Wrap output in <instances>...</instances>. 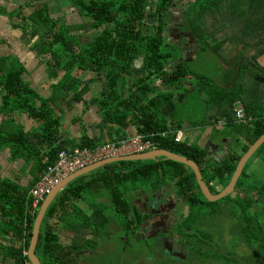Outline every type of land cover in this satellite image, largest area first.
I'll list each match as a JSON object with an SVG mask.
<instances>
[{
	"label": "trees",
	"instance_id": "16d2710c",
	"mask_svg": "<svg viewBox=\"0 0 264 264\" xmlns=\"http://www.w3.org/2000/svg\"><path fill=\"white\" fill-rule=\"evenodd\" d=\"M184 1L41 0L39 10L31 16H23L26 7L23 4L20 15L24 17L27 25L18 22L12 23V27L27 28L26 30L33 28L35 32L32 48L40 57L48 60L45 64L66 72L61 81L53 86L57 94L73 93L77 89L81 91L76 93L75 99L85 100L95 80L85 81L82 78L80 80L75 74L78 69L92 72L98 78L103 77L106 92L101 94L100 100L95 99L93 103L100 105L105 123L123 128L134 125L139 129V133L154 140L156 144L161 142L162 145L158 146L160 149H166L195 161L211 192L216 194L230 183L241 157L264 135V82H261L264 78V65L259 62L264 56V0H195L193 3H187L189 4L187 8L183 7ZM52 5L56 9L51 10ZM60 10H64L62 15L58 13ZM16 12H8L6 15L13 20L16 19L13 17L17 15ZM73 13L78 15L80 20L84 18L85 21L79 23H70L66 19L64 21L66 16ZM88 31L95 32V35L92 36L87 33ZM193 44L195 45L192 46ZM192 47H199V50L215 54L223 65L229 68V70L223 69L221 76L224 77L221 83L216 82L206 73L196 72L197 74L194 75L195 84L200 89L199 95L202 96L203 93L209 96L206 101L207 110L211 111L213 108L205 121H198L195 124H202L204 128L212 127L217 134L220 131L215 129L216 125L223 120L227 132L223 136L228 137L234 145L239 143L241 147L240 150L235 149V151L228 148V152L225 153L222 143L219 155H216V147L212 146L214 152L210 153L212 156L220 157L225 153L219 165L211 162L214 161L212 156L199 144L198 139L191 142L188 135L183 142H177L174 132L176 127L174 126L172 130L173 126L170 127L168 117L162 115L161 118V108L173 102L176 91L188 90L185 83H190L192 70H189V66L192 62L188 53L192 51ZM139 60L144 62L142 70L147 73V77L140 82L136 81L133 91H136L134 88L138 85L148 86V79L153 82L161 78L163 86L169 93L162 91L166 98L164 103L155 105L154 102L157 101L153 99L148 107L149 113L148 109L142 110L137 116L138 121H135L136 116L132 115L133 109L140 111L138 104L132 103L131 100L136 94L126 99L122 88L128 85V76L132 75L135 63ZM8 62H11L9 69L6 68ZM26 73L27 69L19 58L0 56V90L5 93L1 96L4 103L3 113L5 116H12L16 111H31L42 120L47 117L46 112L36 111L38 95L27 84ZM171 88L176 89L175 95L172 94ZM57 94L51 100L41 98L42 110H47L48 103L57 101ZM239 106L245 107L247 115L252 118L248 123L237 124L235 108ZM152 108H155V111ZM163 113L167 114L164 111ZM177 124L179 128L183 127L182 122ZM49 126L50 137L55 139V142L51 141L50 144L56 147L59 131L53 128L55 124ZM215 133L212 132L213 135H216ZM84 142L83 145H78L79 148L67 151L75 152L77 149H94L100 146L91 139H84ZM5 145L6 143L0 138V150ZM65 149V146L60 145L52 150L51 155L49 153V163L42 177L47 173L48 165L53 166L59 154ZM255 157H264V144L246 164L234 192L217 201H209L206 198L192 169L165 157L160 160L122 161L109 164L90 173L89 179L84 176L81 182L77 179L73 180L62 193L58 194L48 209L44 221L61 205H65L67 198L77 203V200L86 194H89L88 199L93 207L100 208L96 209L87 223L90 224L96 218L112 220L102 211L101 206L106 203L95 200L99 195L105 196L108 193L114 200L117 211L124 214L127 219L126 225L140 228L147 214L141 208L139 199L144 193L150 197L161 192L162 197L159 199L166 198L168 200L165 201L171 204L172 200L179 198V203H175L176 207H185L184 204L189 207V214L183 216L179 226L177 225V230L181 233L184 244L193 240L187 254L194 253L198 248L196 252L200 256L197 259L199 263L202 261V264H209L214 261L216 264H243V262L254 264L252 258L258 256L255 264H264V200H262L264 171L252 170L251 166L257 159L253 160ZM216 185L222 188H217ZM6 186L8 184L0 179V192H5ZM27 197L28 195L21 201L12 195H1L0 200L5 205L0 207V211H7L5 206L12 207L11 203L16 202L19 207L21 206L19 210L22 212V208L32 206V200ZM149 202L145 203V208H148ZM4 207L5 209L1 210ZM38 213L39 211L27 217L29 215L23 212L24 226L19 230L20 238L28 226L30 229L34 228ZM180 213L184 214L183 211ZM228 213L229 226L222 230L219 227L224 225L217 224V220L224 218ZM63 214L64 217L67 216ZM72 217L76 218L78 215ZM167 223L169 226L170 222ZM213 230H216L217 237ZM95 231L98 229L95 228ZM3 232L4 229L0 228V234L3 235ZM127 233L135 240L144 237L139 231L130 230ZM32 235L33 233L29 237ZM227 235L229 242L225 243ZM165 236L170 237L168 232ZM48 238L47 234L45 237L42 233L37 247V253L43 264H64V257H56L55 253L58 249L49 246ZM26 239L24 238L26 244L22 247L10 245L9 251L3 248L7 251L5 255L15 260L17 264L31 263L25 253L31 238ZM167 240L164 242L169 245V251L173 249L176 255L179 248H174L172 238ZM230 243L235 249L234 252H238L243 245L249 247V251L246 253L242 247L240 250L243 252H238L237 255L239 260L234 261L232 259L235 258L234 256L226 257L220 251L221 244L229 247ZM97 244L92 242L91 245L86 244L83 247L74 244L73 250L88 251ZM122 250L126 251L125 246ZM187 254L184 256L179 253L177 256L183 259ZM74 259L78 264L79 259L77 257ZM221 259L227 261L222 262ZM140 261L147 264L150 262L149 256L147 254L143 257L137 256V259L128 264H139Z\"/></svg>",
	"mask_w": 264,
	"mask_h": 264
},
{
	"label": "crops",
	"instance_id": "0c3cea01",
	"mask_svg": "<svg viewBox=\"0 0 264 264\" xmlns=\"http://www.w3.org/2000/svg\"><path fill=\"white\" fill-rule=\"evenodd\" d=\"M16 1L17 2L13 0H0V8L5 6V10H8L3 14L0 13V56L19 58V60L25 65L27 69V73L25 76L27 84L30 88H33L38 95V109L36 111L46 112L45 115H47V117H44L42 120H40L39 117L34 115V112L16 111L14 114H12V116L10 115L11 119H9L10 116H5V114L3 113L4 103L1 96H3L5 93L0 90V138L6 143V145L3 146V148L0 150V179L8 184V186H6V191L0 192V196L4 194L8 196L12 195L13 197L19 198L22 201L23 198H26L28 192H30V190L41 179L42 175L46 171V165L49 163V156L51 155V152L54 148L60 145L65 146V150H71L72 148L77 147L79 148L78 145H83L85 143L84 139L94 140L101 146L107 142H115L116 140L122 141L141 133H139V129L134 125H130L128 128H123L118 125L105 123L103 115L101 113L100 105L97 103H93L95 99L100 100V98H102L101 94L106 92L103 77L98 78V76L92 72H84L78 69L75 72L77 78H79L80 80L82 78L85 81L95 80V82L92 84L90 92H88V94L85 96V100L77 101L75 99V97L77 96L76 93L80 92L81 90L78 91L77 89H75L73 93L65 94L56 93L53 86L61 81L66 72L62 70L59 71L52 65L48 67L49 64H45V59L40 57L37 51L32 48V46H22L21 44L20 46L13 47V50L15 51H13V54L9 53L10 47L14 45L12 41L20 43L23 39L30 38V35L24 34V30L13 29L12 23H18V21L17 19L12 20L6 14L12 10L17 11L21 9L23 4H25L26 6L31 5L30 3L32 2V0ZM194 1L195 0H187L188 3H193ZM194 45L195 44H193L192 46ZM198 51L199 47H192V51L188 53L190 56L192 52L195 53L193 58L191 59L192 64H190L189 66L190 71L192 70L191 66H193L194 58L198 55ZM206 53L211 61H216L218 64H220L221 72L219 75H221L223 69L229 70L228 66L223 65L221 60H219L215 54H212L211 52ZM143 63L144 62H141L140 60L135 63V69H133L132 75H129L127 80V86H130V88L127 89V86L125 88H122L124 97H126V99H128L130 95L136 94L135 98L131 100L132 103L138 104L137 107L140 111L137 112L135 109H133L132 115L136 116L134 118L135 121H138L137 116L141 114L142 110L145 111V109H148L149 104L153 99H156L157 101L154 102L155 105L159 103V106L163 104L164 100L166 99L164 98L163 92L165 91L167 94L169 93V91H166L165 87L163 86L164 83L161 78L153 82L152 80L148 79V86L145 84H143V86L138 85L136 86V88H134L136 91H133V87L135 86L134 83L136 81L140 82L142 79H145L147 77V73L142 70L144 66ZM44 65L46 67L43 68ZM10 66L11 62H8L6 68L9 69ZM196 74L197 73L193 70L190 72V83H185L187 87L186 89H188L185 92L186 94H179L176 96L180 99V101H183L186 96L199 92V90H195L198 88L197 84H195L196 79L194 75ZM43 75L44 78L42 77ZM220 79H222V76L216 77L215 81L218 82ZM151 83L152 85L150 86ZM153 89H155L154 92ZM171 90L173 91V93H170L175 95L174 92L176 89L171 88ZM145 92H147L150 96L148 97ZM55 94L58 95L57 101L48 103L47 110H42V99L51 100ZM176 97H174L172 101H175ZM174 105L175 104L173 102L170 105H164L161 108V118L162 115L168 117L170 127L173 126L172 130L174 129V126L176 127L174 129V132H176V136L180 131H183L184 136H186V133L187 136L196 135L197 137L194 139L196 140L199 138V135L202 132L208 131L210 129L211 131L208 132V136L203 138L202 140L203 143L206 144L202 147L210 156H212L211 154L214 152L212 151L211 147L214 146L216 147V155H219V151L221 150L220 147H222L221 144H225L230 140L228 137L223 136L227 133L223 124L225 121L221 120L220 123L216 125L217 128L215 129L220 131V133L217 134L215 133L214 128H204L202 124L197 123V125L190 119L180 121L182 122L183 127L179 128V125L177 123L180 122L175 117L176 108ZM152 109L153 111H155V108ZM212 110L213 108L211 109V111ZM163 111L167 112V114L163 113ZM147 112L149 113V109L147 110ZM248 118L250 117L248 116ZM236 122L237 124H242L238 120H236ZM174 123H176L177 125H173ZM51 124H55L56 126H54L53 128L58 129L59 131L57 135L58 142L55 144L56 147H53L50 144L52 143L51 141H53V143L55 142V139H52L50 137L51 132L48 131L50 127L49 125ZM218 126L221 127L218 128ZM212 132H214L216 135H213ZM211 135L216 137V139H221L222 137H224L223 141L217 142L216 140H213L211 138ZM194 140H192V142ZM203 143L201 142L199 144L201 145ZM26 144H28V146ZM160 145H162V143L158 142L157 148L154 150L160 149L158 147ZM232 147L237 150L241 149L239 143L232 145ZM228 148H224L226 150L225 153L228 152ZM225 153L221 154L220 157L212 156L214 161L211 162L217 165L221 164L223 161L222 156H224ZM48 166L50 167L51 165L49 164ZM84 176L87 177L86 179L91 178L90 174ZM82 177H80L79 179L77 178V180L81 182ZM66 187H68V185ZM63 190L61 191V193L63 192ZM88 195L89 194H86L84 197H80L79 200H77V203L67 198L65 200V205H61L57 211L51 214V216H47L46 221H43L40 237L42 233L45 237L46 234L49 236V246L51 245L52 247H57L58 251L55 253V255L56 257H64V264H77L74 261L75 257L79 259H77L79 262L78 264H122V261H126L127 257H118L119 255L116 254L117 252L115 248L117 244L115 242L114 244H111L110 242V235L116 230V224L113 223V220L96 218L95 221L90 222V224L87 223L90 220V216H92L96 212V209H100L98 206L93 207L92 203L89 202ZM108 196L110 195L108 194ZM142 196L143 197L139 199V204L145 205L146 202L150 201V197L146 193H144ZM27 198L31 199L33 203L32 197L28 196ZM97 198L100 201L106 203L104 206L112 205V207H115V209L117 210V207L115 206L114 200H112L111 196L107 198L106 196L99 195ZM95 200L98 201L96 198ZM109 202H111L112 204H109ZM11 204H13V206L11 205L12 207H10L9 205L5 206L6 209H8L7 211H0V228L4 229L3 235L0 234V264H17L15 260L5 255V252L7 251L3 248L8 249L10 245H13L15 247H22L26 244L24 243V238H27L26 240L31 238L32 240V236L29 237V235L31 233H33L34 235V228L30 229L29 226L28 229H25L22 232L23 235L21 234V238L18 236L20 234L19 230L24 226L22 214L24 212L26 215H29L27 217H30L36 212L40 211L34 210L32 205L28 206L27 208H22L21 212L19 210L21 206L19 207L16 202H13ZM3 205L5 204L2 200H0V207H3ZM164 205L165 203L162 204V206ZM5 207L1 210H4ZM153 207L156 209L155 203H153ZM158 207H160L159 203ZM63 213H65V215L67 216L64 217ZM103 213L104 215L108 216L106 210H104ZM71 215H78V217L73 218ZM77 218L80 219L78 220ZM126 220L127 219H125V223H123L124 226H122V228L129 231L131 229V226L129 227L126 225ZM25 224L27 225L28 223L26 222ZM95 228L98 229V231H95ZM110 229L111 231L109 234L107 231H109ZM67 232L69 234H67ZM126 239L127 237H125L124 240ZM92 242L98 243L93 249L91 248L88 251H82L78 253L73 250L74 244H80L83 247V245L86 244L91 245ZM25 253H27L28 256L30 255V245L26 249ZM234 257L235 258H232L234 259V261L239 260L237 256ZM256 257L258 258V256H255V258ZM221 261L225 262L227 260L221 259Z\"/></svg>",
	"mask_w": 264,
	"mask_h": 264
},
{
	"label": "rangeland",
	"instance_id": "374dc122",
	"mask_svg": "<svg viewBox=\"0 0 264 264\" xmlns=\"http://www.w3.org/2000/svg\"><path fill=\"white\" fill-rule=\"evenodd\" d=\"M13 1L17 2L16 0H13ZM40 3H41V0H32V2L30 3L31 5L25 7V11H23V16H25V17L31 16L33 13H35V11L39 10L38 6L40 5ZM187 3H188L187 0H185L183 2L184 8L188 7L189 4H187ZM51 8H52L51 10L56 9L53 5L51 6ZM20 11H21V9L17 10V12H16L17 15L13 16V17L16 18L18 22H21L22 24L25 23V25H27V23L23 19L24 17L20 15ZM63 11L64 10H60L58 13L60 15H62ZM4 12H5V6L0 8V13L3 14ZM10 12H14V10H12ZM56 16L59 17V15H56ZM76 17L78 18V20H76ZM65 19L67 21L69 20L70 23H79L80 21H82V22L85 21L84 18H82L80 20L79 16L74 14V13L66 16L64 18V21H65ZM26 29H20V30H24L25 31L24 34L30 35V38H25L26 40L23 39L20 43H18L16 41H14V42L12 41V43L14 45H12V47H10L9 53L13 54V51H14L13 47L20 46L21 44H22V46H25V45L32 46L33 33L35 31L33 30V28H29L28 30H26ZM15 31H17V30H15ZM87 33H90L92 36L95 35V32H93V31H91V32L88 31ZM175 36H176V34H174V37ZM35 40H37V39H35ZM7 51H9V50H7ZM194 52H196V51H194ZM3 53H5V52H3ZM194 54L195 53L192 52L191 56L189 55L191 59L193 58ZM46 60H45V62H46ZM259 62L262 66L264 65V56H262L259 59ZM44 67H46V66L44 65L43 68ZM48 67H49V65H48ZM191 68L193 71H195L199 74L206 72V74L208 76H210L214 79L223 74V72H222L221 75H219L221 72L220 64H218L216 61H211L209 59L207 53L203 50L198 51V55L195 56L193 66H191ZM42 77L44 78V75ZM222 77H224V75ZM221 81H222V79H220L218 82H221ZM129 88H130V86H127V89H129ZM195 90H200V89L197 88ZM179 94H185V91L184 90H182V91L177 90L176 96ZM208 98H209V96L207 94H203V93H202V96L199 95V93H193L189 96H186L183 101H180V99L178 97H176L175 101H173V103L175 104L174 106L176 108L175 117L179 120V122L183 121L185 119H190L193 122L205 121L211 112V111L207 110L206 101ZM171 109H172V105H171ZM237 109H239V108H237ZM218 123H220V122H218ZM220 127L221 126H218V128H220ZM209 131H211V130L209 129L208 131L202 132L199 135V138H198L199 143H201V142L203 143L202 140H203V138L208 136ZM219 135H221V134H219ZM211 136H212L211 138L213 140H216L217 142H219V141L222 142L223 138H224V137H222L221 139H216V137H214L213 135H211ZM183 137L187 138L188 136H183ZM196 137H197L196 135H190V138H191L190 141L192 142V140H194ZM184 138H183V141H184ZM224 140H226V139H224ZM183 141H180V142H183ZM205 145H206L205 143L201 144V146H205ZM232 145H234V143L232 144L231 140H229L226 144H224V146H225L224 148L229 147V149H231V151H235V148H233ZM80 151H82V150H80ZM256 158L257 157L253 158V160H255ZM251 167H252L253 171H260V170L264 171V157L257 158L255 164L252 165ZM258 168H260V169H258ZM174 184L175 183H172V185H174ZM216 186H217V188H220V189L222 188L221 186H218V185H216ZM107 194L105 196L107 198L110 197ZM92 196L96 197L94 195H92ZM96 199L98 201H100L98 198H96ZM165 199L166 198H162V199L158 200V202H165V204H167L168 202L165 201ZM262 200H264V196H263ZM179 201H180L179 198H175L176 204L179 203ZM109 204H112V203L109 202ZM184 206L185 207L182 206L180 208L176 207L175 209H173V208L171 209V214L169 217L170 225L168 227V234H169L170 238L173 239L172 244L175 246L174 248L176 249V247H178L179 250L181 251V253L184 254V256H186V254L188 253V248L190 249V247L192 246L193 240H190L189 241L190 243L187 241L186 244H184V242L181 240L182 235L177 230V225L179 226V223L181 222L183 216L185 217V215L189 214V212H190L189 207L186 206L185 204H184ZM101 208H102V211H104V210L107 211L108 217H111V219L113 220V223L116 224V230L110 235V237H111L110 242H111V244H114V242L117 244L115 246V248H116V250H117L116 252L118 253L119 256H125L128 258V261L126 263H130L131 261L133 262L134 259H137V256L143 257L144 255L147 254L149 256V259H150V262H148L147 264H202V261H201V263H199V261L197 260L200 258L199 254H197V252H196V250L198 248H196L194 253H192V254L190 253L189 255L187 254V257L181 259L182 257L180 258L177 256V254H179L178 252L175 255V253L169 251V249H168L169 245H167L166 242H164V240L161 241L160 239H156V238H147L146 239L145 237H143V238L138 237V238H136L137 240H135L130 235H127L128 230L122 228L123 223L125 221L124 214L119 213L115 209V207H112V205L111 206H104L103 205V206H101ZM180 211L181 212L183 211L184 214L181 215ZM228 218H229V213L224 218L217 220V224H223L224 225V226H220L219 227L220 229L224 230L225 228H227L229 226L228 225ZM110 227H112V226H110ZM110 231H111V229L107 232L110 234ZM188 232H190V231L188 230ZM213 233H214L215 237H217L216 236V230H213ZM67 234H69V233L67 232ZM125 237H127L126 240H124ZM228 240H229V238L227 235L225 243L229 242ZM198 242L201 243V241H198ZM223 245L224 244H221L220 251L226 257L237 256L239 254L238 252H243L240 250L242 247L246 253H248V251H249V247H247L246 245L240 246V248L238 249V252H234L235 249L232 247L231 243H230L229 247L223 246ZM124 246H125L126 251L122 250V247H124ZM202 248H204V245H202ZM76 253H78V252H76ZM251 253H252V250H251ZM250 257H251V255H250ZM44 260H45V257H44ZM252 260H253L254 264L257 261V259L255 257H253ZM139 264H146V262L140 261ZM209 264H216V263L214 261L213 262L211 261V263H209ZM243 264H247V262H243Z\"/></svg>",
	"mask_w": 264,
	"mask_h": 264
},
{
	"label": "built area",
	"instance_id": "2783aa9c",
	"mask_svg": "<svg viewBox=\"0 0 264 264\" xmlns=\"http://www.w3.org/2000/svg\"><path fill=\"white\" fill-rule=\"evenodd\" d=\"M239 108V109H237ZM237 120L246 123V113L243 106L235 108ZM184 133L180 131L176 136V141H183ZM135 138V139H134ZM157 148L154 140L143 134L127 138L119 142H108L94 149H77L75 152L62 151L56 163L50 166L47 173L28 192V196L33 198L32 207L40 210L41 204L47 195L63 179L76 174L80 170L113 157L129 156L133 154H145ZM27 264H31L27 262Z\"/></svg>",
	"mask_w": 264,
	"mask_h": 264
},
{
	"label": "water",
	"instance_id": "95a60500",
	"mask_svg": "<svg viewBox=\"0 0 264 264\" xmlns=\"http://www.w3.org/2000/svg\"><path fill=\"white\" fill-rule=\"evenodd\" d=\"M261 81L264 82V78L261 79ZM264 144V135L261 136L249 149L248 151L241 157V160L237 166V169L235 171V174L233 175L230 183L222 189L219 193H212L208 185L206 184L202 171L199 167V165L189 158L185 156H181L179 154L173 153L168 150H154L152 152H148L145 154H133L129 156H121V157H113L110 159H106L103 161H100L98 163H95L93 165H90L76 174L71 175L68 178L63 179L58 185L54 187V189L47 195L45 200L43 201V205L41 206V209L39 211V214L35 220V226H34V235H32V240L30 244V255L29 259L32 261L33 264H43L42 260L38 256L37 253V247L40 240V233L42 228V223L44 221V218L46 216V213L48 212V209L51 207L55 199L57 198L58 194L65 189L69 183H71L73 180L80 178L84 175H88L96 170H99L109 164H113L116 162H122V161H139V160H159L162 157H165L169 160H173L175 162H179L182 164H185L190 169L193 170L198 183L200 185V188L203 192V194L206 196V198L209 201H217L219 199H222L226 197L227 195L234 192L236 184L238 179L242 176V173L244 171V168L248 161L256 154L257 150ZM185 258V257H184Z\"/></svg>",
	"mask_w": 264,
	"mask_h": 264
},
{
	"label": "flooded vegetation",
	"instance_id": "af4514ba",
	"mask_svg": "<svg viewBox=\"0 0 264 264\" xmlns=\"http://www.w3.org/2000/svg\"><path fill=\"white\" fill-rule=\"evenodd\" d=\"M155 195H150V202L148 208H145L144 204L141 205V208L143 209L145 214H147V216L145 217V221H143V223L141 224V227L137 228L136 226L135 228H133L131 226L130 230L131 231L133 230V232L139 231V234H143L144 237L145 236L148 238L157 237L162 240H166V239L169 240L170 237L167 238L165 234L168 232L169 226L167 221H169L171 209L176 208L175 201L172 200L171 204L168 202L167 205L162 206L164 202H158V200H160L159 198L162 197L161 192H157L155 193ZM153 203H155L156 209L153 207ZM158 203L160 204V207H158ZM171 251L174 253L173 249H171ZM176 252L181 253L180 250H177ZM127 261L128 260L122 261V264H128L126 263Z\"/></svg>",
	"mask_w": 264,
	"mask_h": 264
},
{
	"label": "clouds",
	"instance_id": "9594fccd",
	"mask_svg": "<svg viewBox=\"0 0 264 264\" xmlns=\"http://www.w3.org/2000/svg\"><path fill=\"white\" fill-rule=\"evenodd\" d=\"M261 82H263V81H261ZM245 113H246V111H245ZM246 122L248 123L249 121H251L252 120V118H248V115H247V113H246Z\"/></svg>",
	"mask_w": 264,
	"mask_h": 264
}]
</instances>
